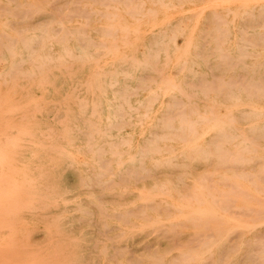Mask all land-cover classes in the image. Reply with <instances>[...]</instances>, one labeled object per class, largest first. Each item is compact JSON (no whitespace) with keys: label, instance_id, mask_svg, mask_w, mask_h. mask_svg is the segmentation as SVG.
Returning a JSON list of instances; mask_svg holds the SVG:
<instances>
[{"label":"bare ground","instance_id":"6f19581e","mask_svg":"<svg viewBox=\"0 0 264 264\" xmlns=\"http://www.w3.org/2000/svg\"><path fill=\"white\" fill-rule=\"evenodd\" d=\"M188 1L118 0L106 4V9L94 10L104 18L100 24L91 17L73 21L50 15L47 25L26 23L13 31L6 21H0V264H111L104 259L109 246L97 241L88 220L93 213L88 206L114 211L122 205L114 198L117 191L90 192L92 181L105 176L125 178L127 173H137L147 159L152 160L150 166L167 163L177 156V150L178 155L200 151L214 141L205 139L211 130L219 132L214 137L220 140L229 130H264V106L257 101L245 98L226 104L213 98L198 105L186 81L199 75L206 82L196 50L202 45L199 34L208 32L215 38L211 44L215 59L210 63L216 68L229 58L239 59L244 41L260 33L238 25L227 28L224 18L264 20V2L242 0L234 15L231 6H225L227 0H222L224 4L214 1L209 4L213 23L207 25L202 17L192 21V16L205 13H200L202 7L193 12L182 9V2ZM36 6L39 12L49 13L47 4ZM173 7L179 8L181 17L158 18ZM248 65L259 70L264 61ZM238 117L248 123L239 126ZM154 130L184 132L177 147L164 146L171 153L158 156L151 153L162 145ZM107 154L111 157L104 173L102 156ZM211 175L204 173L213 182ZM234 187L230 193L237 190L241 194ZM105 199L111 200L107 202L111 206ZM222 206L226 211L227 206ZM198 207L181 215L205 214L209 222L218 220L214 205ZM209 222L208 228L203 227L211 228ZM211 229L212 238L215 227ZM191 241L180 245L189 246Z\"/></svg>","mask_w":264,"mask_h":264},{"label":"rangeland","instance_id":"374dc122","mask_svg":"<svg viewBox=\"0 0 264 264\" xmlns=\"http://www.w3.org/2000/svg\"><path fill=\"white\" fill-rule=\"evenodd\" d=\"M77 1L0 0V21H6L8 27L13 31L16 28L20 29L26 23L31 27L47 25V18L50 15L59 18L63 16L69 17L73 21H84L91 17L99 19L98 24H100V21L104 18L101 15H96L94 10L106 9L107 5L110 6L114 2H118V0H105V2L109 1L107 4L103 3L104 0ZM211 1L190 0L182 2V9H188V11L192 9L189 12H193V9L196 8L197 10L202 7L200 13H205L192 16V21L196 20L198 16V18L202 17L206 22L208 21L207 25H209L211 23L209 13L212 10L209 4H212L214 1L224 4L222 0ZM227 1H225V6H231L229 8L232 10V14L235 15L237 6L242 0H235L234 2L232 0L228 3ZM260 2H264V0H260ZM119 3H124V0H119ZM40 4H47L49 6L48 14L37 10L36 5ZM78 5H80V8ZM204 6L205 9L203 8ZM2 8H8V10H1ZM83 8L87 12H91L90 14L88 13L89 16L87 12L85 14ZM25 10L24 15H26L24 16L22 13ZM179 11V8L173 7L169 13H160L158 18L173 19L181 17ZM13 12L19 16L13 14ZM80 12L82 14L84 12V15L80 14ZM184 19L187 20L186 18ZM232 19H234L233 15L225 16L224 20L226 22L223 20L225 23H223V26L229 28L231 25H238L240 29H251L254 32L260 33V35L258 37H250L244 41L243 44L245 46L242 48L243 55L239 59L229 58L230 61L227 59L225 65L216 68L210 63V60L215 59L216 51L211 49V44L215 41V38L208 32L200 33L199 41L202 45L197 47L196 50L200 54L202 72L206 76V82H203L199 75H192L186 79L189 83L187 87L191 91H194L191 93V96H193L192 100L198 105H204L213 98L220 99L226 104L251 98L264 106V67L254 70L248 65L250 62L256 60L264 61V20L247 21L243 18H238L231 21ZM248 25H250V28L247 27ZM97 26L99 27V25ZM235 78H237V82ZM231 79L232 82H230ZM252 88L254 91H252ZM247 123L248 121L245 118L238 117L237 124L239 126L243 127ZM154 132H157L155 136H161L162 145L161 148L155 149L151 153L161 156L171 153L169 147L166 149L164 146H178L181 140L180 135L184 131L168 130L167 132V130H154ZM216 132L215 130H211L206 135L205 139L208 142L212 138L214 141L200 151H195L189 155H178L179 151L177 150L175 151V155L177 156L167 163L163 162L161 165L150 166L152 160L147 159L141 167H138L135 174L127 173L125 178L105 176L101 177L97 182H91L89 186L90 192L101 194L111 192L112 190L117 191L119 194L115 195L114 198L120 201L122 205L121 209H114V211L112 209L102 211L93 205L88 206V209L93 212L89 214L88 220L95 230L97 241L109 246L107 253L104 255V259H107L106 262L117 264L123 260L127 264H264L262 263L264 261V181L262 180V178L264 179V130H229V134L227 133L222 140L214 137ZM162 134L165 135L162 136ZM151 136H154V134L152 133ZM110 157L109 154L102 156L103 160L105 159L102 162L104 173H106L107 167L106 160ZM204 173L212 174V177H210L211 179L213 178L214 184L210 179L206 180L209 176L205 178ZM258 174L261 175V179ZM232 184L241 189V194H238L240 191L238 192L237 190L230 193L231 190L233 191ZM144 193H153L154 196L143 198L140 195ZM244 194L247 195L245 196ZM236 195L237 197H235ZM205 197H207L206 200H204ZM215 197L218 199L214 201L213 198ZM226 197H231L233 200L230 199L228 201ZM109 201L111 200H104L106 203ZM234 201L235 203H231ZM209 204L214 205V211H216L214 214L217 216L216 219H218L213 223L209 216H207L209 218H206L205 214H203L204 217L203 215L193 213L192 216L195 217L194 221L192 216L186 217L185 215H181L182 213L187 215L190 210ZM107 205L111 206L110 203H107ZM188 205L189 207H187ZM221 205L227 206L229 210L226 207V211H222L219 208ZM223 206L222 208L224 209ZM230 208L233 210L232 213ZM240 209H244L243 212H246V214L239 211ZM236 210L239 211L237 214L234 212ZM221 215L225 217H220ZM251 216L253 217V221H251ZM201 218L204 222L206 220L205 224ZM209 219L211 220L210 222ZM227 219L230 220L227 221ZM248 220H250L249 223ZM235 221H237V224ZM195 222L196 225L193 224ZM208 222L211 228L215 227L212 238L208 234L209 231L212 234V229L203 227V225H206L208 228ZM238 222L242 223L243 227ZM197 224L199 225L197 226ZM218 224L222 227H220L221 229L218 228ZM141 228L143 230H139ZM229 229L231 230L229 231ZM191 235L196 239L199 238L200 243L194 238L192 240ZM207 235L209 238L206 239ZM190 241L189 246H192V248L180 245H186ZM189 249L191 252H189ZM184 253H186L184 255V257L186 256L185 259L183 257ZM179 255L180 259H178Z\"/></svg>","mask_w":264,"mask_h":264}]
</instances>
